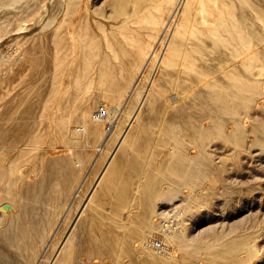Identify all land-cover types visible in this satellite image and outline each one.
I'll use <instances>...</instances> for the list:
<instances>
[{
    "label": "bare ground",
    "instance_id": "obj_1",
    "mask_svg": "<svg viewBox=\"0 0 264 264\" xmlns=\"http://www.w3.org/2000/svg\"><path fill=\"white\" fill-rule=\"evenodd\" d=\"M166 37L167 43L165 45V50H163L164 52L160 56L161 60L157 66L155 74L156 76H159L160 79L157 77H154L153 79L151 78L152 80H150L151 82L150 84L148 83V85L150 91L151 89L154 90L155 87H157L162 95L170 92L168 100L165 101L166 103L164 106L161 105V108H164V115H171V119H168L166 121L167 123H164L163 125L165 126L166 124V128L164 127V132H166V134L164 133V135L167 136V138L175 137L181 144L177 154L178 158L174 161L176 163H173L175 164L174 167L180 168L184 172L187 179L191 182L195 180L198 181L201 177H204L205 179V176L206 178H209L207 176L213 173L210 163L214 162L209 161L211 159L208 158V150L204 147L205 140L209 137H220L230 142L234 141L236 143L235 150L238 153L246 150L248 145L247 136L249 133L255 134V137L252 139L253 143H264V117L262 115L261 119L258 118V115L261 112L260 109L264 111V0H0V68L5 67L6 65H9L10 68V66L13 67L16 64L17 67H19L20 65L22 66L23 63H28L31 58L37 63V65L31 66L29 73H27L28 76L26 78L23 77L25 79L22 84L24 90H27V94H25V100H20L22 104L25 103L24 106L21 108L19 107L21 110H15L16 108L13 107L15 105L11 106L10 104L7 109L4 107L5 110L2 113L0 112V149L7 148L8 145L10 146V143L14 144L18 140L22 141L28 139L31 135L32 126L43 119V116L40 113L41 109H45L54 104H61L68 108L70 106L72 110H70L71 113L69 115H66V113L64 114L66 116L61 115L57 118V126L62 136L67 135L69 132L72 135H76L78 133H82V131L85 135L91 134L94 136L95 134H98L99 130L94 127L92 124L93 122L91 123L92 120L90 121L87 116L90 115L88 113L91 112L90 110L95 106V102L98 101L95 100L98 98L97 94L94 95L93 92V94L89 92L91 88H107L111 90L112 93L114 92L113 96H115V94H118V92L126 86L129 78L131 79L129 74L135 70L137 85L139 81H141L143 73H145L143 72V69L146 64L150 61L153 55L155 56L156 54V45L158 43H163ZM6 45L13 47V51L11 50V52H7L5 49ZM152 63L156 64V62ZM6 70H8V68H6ZM9 70L5 73L8 74ZM13 74L14 72L11 75ZM19 75H21L20 72ZM22 75L24 76V74ZM49 75L51 78H48ZM1 76L3 77V75ZM6 79H8V77H6ZM16 79L18 80L19 78L17 77ZM17 80H15V82ZM1 86L2 85L0 84V88ZM7 86L13 87L8 84ZM3 91L4 89L1 93ZM7 91H9V88ZM13 91L16 90L13 89ZM124 91L125 90H123L121 94ZM5 92L3 94H5ZM62 92L66 93V96H68L67 99L63 98L64 96L61 95ZM88 92L96 98L94 99L91 95H87ZM128 92L130 91H127V93ZM134 92H136V90ZM9 94L10 93H7L6 97ZM13 94L14 93H12V95ZM22 94H24V92ZM18 95L19 93L17 96ZM105 95L108 96L107 93ZM1 96L3 95L1 94ZM106 96L105 98H108ZM146 96L148 98L150 95ZM164 97H166V95ZM1 99H4L5 102V98ZM16 99L14 100L17 102ZM150 99L152 100L153 96ZM160 99H162V97H160ZM162 100H164V98ZM4 102H2V105ZM143 102L139 106V109L143 105ZM19 104L20 103H18V105ZM19 106H21V104ZM137 106L138 104L135 107ZM155 107L157 106L154 105L153 109L149 107L153 110V112L151 110L147 111H150V114L153 115L152 113L156 111L154 109ZM146 108L143 107L141 109L143 110ZM106 109L107 113L104 119H97L95 115L93 117L96 120L109 121L106 127L107 130H110L107 137L108 141L113 135L112 127L116 125V121L112 119V117L114 113H121V110L117 107L112 110L109 105H106ZM134 109L137 112L135 111L136 113L132 115L130 121L127 120L129 123L125 132L120 136L117 145L118 147L126 141V137L130 129L134 132L137 130V128L134 130L132 129L135 128L134 124L139 117L138 112L140 113V110H137L136 108ZM47 110H49V108ZM52 110H54V107ZM143 111L145 112V110ZM158 112L160 111H156L154 115ZM61 113L63 114V112ZM80 114L89 119L90 122L85 121L86 119L81 117L85 123L84 127L78 129L76 125H73V120L75 117H80ZM147 114L148 113L145 115ZM150 114L147 116L151 117ZM49 115L51 117L55 116L53 113ZM157 115L159 116V113ZM118 117L120 116L118 115ZM154 117H156V115ZM154 117L153 119L149 118L150 122L148 121L147 124L154 126V124H151ZM160 118L158 117V119ZM46 119L48 120V118ZM165 119H167V117ZM76 120L77 119H75L74 122ZM78 120L80 119L78 118ZM139 120L141 121V118ZM158 122L160 121L158 120ZM95 123L96 122H94V124ZM143 123H145V121ZM125 124L127 125V123H124V125ZM229 125H232V127ZM145 126L146 125H144L143 130ZM159 126L160 125H158V127ZM146 128H148V125ZM40 130H43V128L39 129V131ZM146 133H148V131ZM146 133L144 132L143 135L141 133V136L145 138L146 136L144 134ZM152 135L151 137L156 136L155 132L154 135ZM151 137L149 136L147 138ZM32 138L33 136L31 137V140ZM143 138L141 139V142L144 140ZM71 139L73 138L71 137ZM56 140L58 141V139ZM66 140H68V138ZM130 140L128 143L132 142ZM27 141L29 142V139ZM151 141H149V144ZM30 143H32V141H30ZM132 144H134V142ZM145 145L146 144H144V146ZM210 145L211 143L209 144V147ZM186 146L198 148V152L188 153L186 152ZM221 146L223 147V143ZM126 147H128V145ZM67 148V145L54 148L51 150V156L58 155L59 153L64 152L65 149L67 150ZM250 148L251 147H249V149ZM256 148L258 147H255V149ZM38 149H36V151ZM117 149L113 152V154L111 152L112 155L110 159H108L109 161L107 166L103 172H101V176L99 174L100 180L107 172L111 161L116 158L115 154L117 153ZM215 149L217 150V148ZM216 150L215 152L221 155L220 152H217ZM257 150L258 149H256V151ZM27 151H29V149ZM144 151H142L143 155ZM213 151L211 155H213ZM33 152H31L32 156ZM66 152H68V150ZM3 154L4 152L0 151V157L3 156ZM121 154H123V152H121ZM138 155L139 154H137V156ZM241 156L243 157V154ZM36 158H38V156ZM227 159L230 158H226L224 161H227ZM16 160L17 163L18 159ZM39 160L40 158L38 161ZM138 160L140 161V159ZM151 160L152 159H149L150 163ZM150 163L148 162L147 166ZM72 164L74 166V163ZM138 164L140 165V162ZM155 164L159 165V167L164 165L163 163H160L162 164L161 166L158 163ZM143 165L145 166V162ZM152 165H154V163ZM41 167L39 166V168ZM57 167L56 161L52 160L47 165V169L45 170L46 173L44 172L45 175H43L42 178L41 176L39 180L34 178L35 182L33 181L31 183H24V181L21 182L20 185L16 187V191L13 192V195L10 196L12 201H16L17 204L16 209L13 204H8L12 207L8 210L10 213L12 212L11 218L7 221L4 219L5 221L3 226L0 227V264H35L37 261H40L39 264H167L166 260L164 262V258L161 259L160 255H155V252L154 254L153 252L147 253L143 250L142 246H140L142 247L140 250L144 253V258L141 260L135 258L134 254L136 252V246L144 244V240H148V238H146L147 234L136 233L131 230L130 232H132V234H126L125 230H127L129 226L128 224V226H126V223H119V225L116 226L114 223L110 222L108 216L107 218L102 215L103 213L101 215L95 214L93 212L94 210H91L89 204H92L93 202L99 203L102 199L96 200L92 194L90 196L88 195L89 197L87 196L88 198L86 199L84 205L80 208L79 212L76 210L78 215L75 220L72 222V217L71 220L69 219L70 221L68 222H72V224L67 232L64 230V236L59 238L56 234L52 233V235H50L49 230H51L52 226H55L57 223L53 222L54 218L50 219L48 217L50 209L49 206L51 205L52 208L53 206L55 207L57 198H60L64 193H66L64 192L67 191L66 185H71L70 182H73L74 180L75 182L77 181L76 179L72 181L73 178L71 179L69 174V176L64 174L65 170L62 171ZM138 167L139 166L136 168ZM142 167L143 166H141V168ZM216 167H220L222 169L221 166ZM156 170H158V168H156ZM38 171L40 170H37V172ZM73 171L75 172V169ZM13 172L12 166L6 167L4 173L2 175L0 174V184L2 185L11 182L10 178ZM148 172L150 171L148 170ZM160 172L161 171L159 170V173ZM109 173L111 174L113 172ZM116 174H118V172ZM147 175L144 174L143 176ZM140 177H142L141 172ZM218 177L219 176H217V178ZM105 181L108 182V180ZM207 181H210V178L207 179ZM98 184L99 181L95 188H97ZM77 186L78 189L76 192L74 191L75 194L73 198L78 197L81 194V191H83V187H85L83 182ZM193 186L196 187L195 185ZM116 187L117 185L114 186V188ZM104 188L105 187L101 188L102 191ZM108 188L110 189V186ZM117 188L120 190L119 186ZM196 190L198 189L196 188ZM69 191L70 190H68V192ZM102 191L101 194L103 193ZM107 191L106 194L104 193L105 196L114 190L109 191L108 194ZM130 194L132 193L130 192ZM124 195L125 193L123 196ZM5 199L7 200L8 198L6 197ZM130 199L132 201V198ZM2 200L3 199L1 198L0 201ZM63 200L64 197L62 201ZM123 201L125 200L123 199ZM74 202L77 203L78 200ZM121 204L122 203L117 204L116 208L120 209ZM134 204L136 203L131 202L130 206L127 208V215L124 214L128 220L134 215V213H132ZM4 205L5 204L0 205V212L4 210ZM43 205L45 207H43ZM71 205L72 203L68 206L71 207ZM113 205L115 206L116 204ZM56 206L57 207L53 210L54 212L52 211L53 214L56 212L58 213V211L61 210H59V205ZM139 209H141V207H139ZM72 210L75 209L73 208ZM96 210H99V208ZM64 211H66V209ZM41 214H44V216L46 215V220L45 218L43 219V215L42 217L40 216ZM141 214L138 212V216L137 214L136 216H142ZM186 217L187 216H185V218ZM142 220L143 224L141 223L140 225L144 226H142L143 229L147 228L151 231L153 229L151 219L145 216ZM55 227H57V225ZM66 227L64 229H67ZM168 236L169 235H167V237ZM138 251L139 250H137V252ZM127 256L132 258L130 262H125V260H123V258ZM245 259L246 261L248 260L244 257V260ZM255 264H264V259Z\"/></svg>",
    "mask_w": 264,
    "mask_h": 264
},
{
    "label": "rangeland",
    "instance_id": "obj_2",
    "mask_svg": "<svg viewBox=\"0 0 264 264\" xmlns=\"http://www.w3.org/2000/svg\"><path fill=\"white\" fill-rule=\"evenodd\" d=\"M166 43H167V37L164 39L163 43H158L156 45V49H155L156 54H155V56L153 55V57L150 59V61L146 64L145 68L143 69V72H145V73H143L142 79H141V81H139L140 85H139V83L136 85L137 78H135L136 77V73H135L136 70H135V71H132L131 74H129V77H131V79L129 78V81L126 83V86H124V88L120 92H118V94H115V96H113L114 92L112 93V91L107 89V88H105V89H100V88H96V87L91 88V90L89 92H91V93L93 92L94 95L97 94V97L99 99L96 98L94 95H92L93 93L92 94L89 92L87 93V95H89V96L91 95L94 99L96 98L95 100H98L95 102V104H94L95 106L90 110L91 112L88 113L90 115H87L88 118L90 119V121L92 120L91 123L93 122L92 124L94 125V127H96L97 130H99L98 134H95L94 136L91 134L85 135V134H83V131H82V133H78L76 135H72L69 132L67 135L62 136V134L60 133L58 126H57V118L61 115L63 116L66 113H67L66 115H69L72 110H71L70 106L68 108V107L63 106L61 104L60 105L54 104V105L48 106L45 109H41L40 113L42 114L43 119L40 122H38L39 124L37 123V124H34L35 126L34 125L32 126L31 135L33 136L34 139L32 138V140H31L32 136L30 135L28 138L29 142L27 141L28 139L22 140V141L18 140L17 142H15L16 144L10 143V146L8 145L9 149H8V147L4 148V149H0V151L4 152L3 156L0 157V172H1L0 174L2 175L4 173L6 167H8V166H12L13 171H14L13 174L11 175V178H10L11 182L7 183L8 185L7 184H2V185L0 184V192H1L0 193V199L1 198L3 199L2 201H0V205L5 204L4 210L0 212V227L3 226V223L5 220L7 221L8 219L11 218L12 212L10 213L8 210L11 209L12 207H11V205H8V204L9 203L13 204V206H15V209H16L17 202L14 200L12 201V198H10V196L13 195V192L16 191V187L18 185H20V183L23 181H24V183L25 182L31 183L33 181L35 182L34 178L35 179L37 178L36 180H39L40 176L42 178V176L45 175V173H46L45 170L47 169L46 168L47 165L49 164V162H51L53 160V161H56L58 169H60L62 171L68 170L69 172L64 171V174L66 176L69 174L70 176L69 175L68 176L71 179L73 178L72 181L74 179H76L78 182L77 181L75 182V180H74L73 182H70L71 185H66L67 191H64L66 193H64L63 196H61L60 198H57L55 203H56V205H59L58 206L59 210L61 209L60 211H58V213L56 212L53 214L54 208L57 207L56 205H55V207L53 206V208L51 205L49 206L50 209H49L48 217L50 219L54 218L53 222L57 223V224H55V226L57 225V227H55L52 224L54 227L52 226L51 230H49L50 235H52V233H53V234H56L57 237H59V238L64 236L65 232H67L70 229L69 227H71L72 222L77 217L80 208L84 205V203L86 202V199L92 194L96 200L102 199V200H100L101 202H99L100 205L98 202H96V203L93 202L92 204H89V206L91 207V210L92 211L94 210L93 212L95 214L101 215L103 213L102 215H104L106 217L108 216L109 218L108 217L107 218L110 220V222L114 223V225H116V226H118L119 223L120 224L126 223L125 224L126 226L129 225L127 230H125L126 234H130V233L132 234V232H130V230H131V231H135L136 233H143L145 235L147 234V236L149 235L148 237L146 236V238H148V240L145 238L146 240H144V242H143L144 244H141V245L139 244L138 246H136V252L134 254V257L137 258L138 260H141L144 258V253H142V251L140 250L142 247H143V250H145V252H147V253L153 252V254H154V252H155V255H158V256L160 255L161 259L164 258V262L166 260L167 264H255L258 261H261L262 259H264V143H255V142L253 143L252 139L255 137V134L249 133L247 136L248 145H247L246 150L245 151L243 150L241 153H238L235 150L236 143L234 141L230 142V141L225 140V139L220 138V137H209V138H207L205 140V146L204 147H206V149L208 150V153H209L208 158L211 159L209 161L210 162L214 161L213 163L212 162L210 163L211 164L210 167L212 168L213 173H211L210 175L207 176L210 178L211 182L207 181V179H209V178H206V176H205V179H204V177H201V179H198V181L200 183L197 180L191 182L190 180L187 179L184 172L180 168L174 167L175 164H173V163H176L174 161H176V159L178 158L177 154H178L179 147L181 146V144L178 141V139H176L175 137H173V138L168 137L167 138V136L164 135V133L166 134V132H164L165 128H166L165 127L166 124H165V126H163V125H164V123H167L166 121L168 119L169 120L171 119V115L170 114L164 115V113H165L164 108L163 107L161 108V105L164 106V104L166 103L165 101L168 100V95L170 94V92L165 93L166 97H164L165 95H162V93L159 92L157 87H155L154 90L151 89V91H150V88L148 85V83L150 84V82H151L150 80H152L154 77H157L158 79H160V77L156 76L155 74L157 71V66L159 65L160 60H161L160 56H161V54H163V52H164L163 50H165ZM5 49L7 50V52H11V50L13 51V47H11L10 45H6ZM159 50H160V54H159ZM12 58H14V57H12ZM152 62H156V64L152 63ZM32 65L35 66V65H37V63L31 58V59H29L28 63H25V64L23 63V65L22 66L20 65L19 67H17V64H16L14 66L12 65L13 67L10 66V68H9V65H6L7 67L5 66V67L0 68V76L3 75V77H5V78H3L2 76H1L2 78L0 77V81H1L0 84L2 85L1 88L4 87L3 88L4 91L2 93H1V91L3 89L0 88V96H1V94L4 96V97L3 96L0 97V102H1L0 103V112L1 113L5 109H7L10 106V104H11V106L15 105L13 107L16 108L15 110L18 109V111L21 110V109H19V107L21 108L22 106H24L25 103L22 104L20 102V100L21 99L25 100L24 97H25V94H27V90H24L22 83H23L24 79L28 76L27 73H29V70H30ZM15 66H16V68H15ZM23 66H24V70H23ZM155 66H156V68H155ZM6 68H8V70L10 69L9 73L12 74L14 72V74L11 75L9 73L8 74L5 73L6 71L8 72V70H6ZM17 68H18V70H17ZM25 69H27V70H25ZM18 71L20 72L21 75H19ZM23 71H25V72H23ZM150 71H152V72H150ZM22 74H24V76ZM9 75H10V78H9ZM144 76H146V77H144ZM6 77H8V79H6ZM17 77L19 78L18 80L16 79ZM23 77H25V78H23ZM49 77L51 78L50 75L48 76V78ZM143 78L144 79L146 78V79L144 80ZM15 80H17V81L15 82ZM7 81L8 82L10 81V82L8 83ZM146 81H149V82H146ZM4 83H5V85H4ZM6 83L8 85L13 86V87L7 86ZM16 85H18V86H16ZM21 85H22V87H21ZM6 86L9 88V91H7L8 88ZM5 88H7V89H5ZM10 88H13L16 91H13V89H10ZM123 90H125V91L121 94V92ZM135 90H136V92H134ZM127 91H130V92L127 93ZM137 91H138V93H137ZM152 91H153V93H152ZM4 92H5V94H3ZM23 92H24V94H22ZM105 92L107 93V95L109 93L110 94L108 96H106ZM7 93H10L9 94L10 96L7 95V97H6ZM12 93H14V94L12 95ZM18 93H19V95L17 96ZM148 93H150V94H148ZM67 94H69V93H67ZM61 95L64 96L63 98H65V99H67V97H68V96H66L65 92H62ZM104 95L108 98H105ZM146 95H150V96H148V98H147ZM133 96H134V98H133ZM152 96H153L152 100H154V101H152L150 99ZM110 97H111V99H110ZM139 97H140V99H139ZM160 97H162V99L164 98V100L160 99ZM1 98H5V102L7 104L4 102V99H1ZM14 99H16L17 102ZM13 100H14V102H13ZM23 100H21V101H23ZM158 100L160 101V103ZM107 101H109V102H107ZM2 102H4L5 104L3 103V105H2ZM142 102H143V105L141 106V108L147 107L146 109H143V110H145V112L141 108L139 109V106L141 105ZM18 103H20L21 106H19L20 104L18 105ZM136 103L138 104L137 107H135L137 105ZM6 105H8V106H6ZM103 105L105 107H106V105H109V107H111L112 110L116 109V107L121 110V113L120 112L114 113V115L112 117V119H114L116 121V125H114L112 127L113 135L111 136V138L108 141H107V137H108V132H110V130L108 129L109 130L108 131L106 127H107L109 121L96 120L93 117L95 115L94 113L96 112V110ZM154 105L157 106L154 109L156 111L161 112V114H160V112H158L159 116L157 115L158 113H156L155 114L156 117H154L155 116L154 113L156 112L155 110H154L155 112L152 113L153 115L150 114L151 113L150 111H147V110H151L153 112L152 109H153ZM148 106L151 107L152 109H150ZM4 107H5V109H4ZM50 107H51V110H50ZM53 107H54V110H52ZM1 108H3V109H1ZM48 108H49V110H47ZM134 108H136L137 110L138 109L140 110V113L138 112L139 117L137 118V121L134 124L135 128L132 129V130H134L137 128V130H135V132H134V131H131V129H130V131L127 134L128 138L126 137V141H124L118 147L117 145H118L120 136L127 129V126L129 123L128 121H130L132 115L137 112ZM59 109H60V111H59ZM64 110H65V112H64ZM42 111H44V112H42ZM45 111H47V112H45ZM260 111L261 112L258 115L259 119L262 118V115L264 117V111H262L261 109H260ZM59 112H60V114H59ZM61 112H63V114ZM46 113H48V114H46ZM51 113H53V115L55 114L56 118H55V116L51 117L49 115ZM141 113H143V114H141ZM144 113L145 114L148 113L147 114L148 116L150 114L152 118L148 117ZM117 114L120 117H118ZM66 115H64V116H66ZM79 116L80 117H75V118L72 116L74 118V120L77 119L75 122L73 120V123H74L73 125H76L78 127V129L84 127L85 122L81 119V117L83 119H86L85 121H87V122L89 121V119L84 117L82 114H80ZM153 117H154V120H152L151 124L152 125L154 124L155 128H154V126L147 124V122L148 121L150 122V119H153ZM158 117L159 118L161 117V118L158 119ZM166 117H167V119H165ZM46 118H48V120ZM78 118L80 120H78ZM140 118H141L142 122L139 120ZM158 120L160 122H158ZM46 121H49V122H46ZM81 121H83V122H81ZM144 121L146 124L143 123ZM94 122H96L97 124L96 123L94 124ZM154 122L157 124H155ZM42 123H44V124H42ZM124 123H127V125L126 124L124 125ZM51 124H53L54 127ZM134 125H133V127H134ZM144 125H146V126L143 130ZM147 125H148V128H146ZM149 125L151 128L149 127ZM158 125H160V126L158 127ZM229 126L232 127V125H229ZM33 127H35V128H33ZM152 127H153V129H152ZM248 127H249V125H248ZM42 128H43V130L39 131V129H42ZM157 128H158V130H157ZM140 129L142 130V132ZM151 129H152V131H151ZM153 130H154L156 136L151 137L152 134L154 135ZM147 131H148V133H146ZM102 132H103V134H102ZM144 132L146 133V134H144L146 136V137L144 136L145 138H143V136H141V133L143 135ZM47 133H48V135L49 134L50 135L48 136ZM100 133H101V135H100ZM136 134H137V136H136ZM99 135H100V137H99ZM134 135H135V137H134ZM148 135L152 139L147 138V137H149ZM71 137L77 141H74L73 139H71ZM80 137H81V139H80ZM41 138H42V140H41L42 142L40 141ZM67 138H68V140H66ZM142 138L145 140V141L143 140L144 142L143 141L141 142ZM216 138H218V139H216ZM50 139H52V140H50ZM56 139H58V141ZM79 139L82 143L79 141ZM130 139H132V140H130ZM129 140L132 142L128 143ZM148 140L149 141L152 140L154 142L151 141V143L149 144ZM168 140H170V141H168ZM30 141H32V143H30ZM217 141H220V142H217ZM133 142H134V144H132ZM103 143L106 145H104ZM139 143H140V145H139ZM152 143H153V145H152ZM210 143H211V145L209 147ZM222 143H223V147L221 146ZM126 144L128 145V147H126L127 146ZM144 144H146V145L144 146ZM13 145H16L17 147L13 146ZM40 145H41V147H40ZM66 145L68 146V148H67L68 152H66L67 150L65 149L64 152L59 153L60 155L58 154V155L51 156L52 155L51 154L52 149L58 148L61 146H66ZM148 145H149V147H148ZM157 145H159V146H157ZM167 145H169V146H167ZM25 146H26V148H25ZM155 146L157 147L158 150L156 149ZM117 147H118V149H117ZM124 147H125V149H124ZM136 147H137V150H136ZM249 147H251V148L249 149ZM255 147H258V148H256V149H258L257 151H256ZM129 148H131V149H129ZM213 148L214 149L217 148V150L216 149L215 150L217 152L219 151L221 155H219V153L217 154ZM260 148H261V150H260ZM28 149H29V151H27ZM36 149H38L39 152H38V150L36 151ZM116 149H117V153L115 154V157L117 159L114 157L116 160L113 159L111 161V163L109 164V167L107 169V172H106L107 174L105 173L100 180L99 177L102 174L101 172H103V170L107 166V163L109 161L108 159H110L111 155L113 154V152H115ZM119 149H122V150H119ZM127 149H129V150H127ZM138 149H140V150H138ZM172 149H173V151H175V150L176 151L173 152ZM195 149H197V150H195ZM209 149H211V150H209ZM146 150H149V151H146ZM250 150H252L255 155ZM127 151H128V154H127ZM138 151H141V152H138ZM142 151H144V155H143ZM212 151H213L214 156L211 155ZM5 152H6V154H5ZM17 152H18V154H17ZM31 152H33V156L31 155ZM111 152H112V154H111ZM121 152H123V154H121ZM186 152L196 153V152H198V148L186 146ZM66 154H68V155H66ZM71 154H73V155H71ZM108 154H110V155H108ZM137 154H139L138 155L139 157L137 156ZM140 154H142V155H140ZM173 154H174V156H173ZM240 154L241 155L243 154V157ZM40 155H41V157H40ZM64 155H66V156H64ZM69 155H71V156H69ZM176 155H177V157H176ZM37 156H38V158H36ZM171 156H172V158H171ZM225 157L230 158V159H227V161H224V160H226ZM249 157H252V158H249ZM39 158H40V160L38 161ZM164 158L166 161L164 160ZM16 159H18L17 163H16V161H17ZM59 159H60V161H59ZM138 159H140V161ZM149 159H152L151 163H150ZM154 159H155V161H154ZM44 160H46V161H44ZM71 162L74 163V166ZM78 162H79V164H78ZM139 162H140V165L138 164ZM144 162H145V166L143 165ZM148 162L150 163L149 164L150 166L149 165L147 166ZM153 163H154V165H152ZM155 163H158V164L163 163L164 165L160 164V166L162 165V167H159V165H157ZM214 163H216L217 165ZM4 164H6L7 166ZM119 164H120V166H119ZM122 164H124V165H122ZM38 165L40 167L42 166L41 167L42 169L39 168ZM156 165H157V167H156ZM215 165L221 166L222 169L220 167L217 168ZM137 166H139V167L136 168ZM141 166H143L144 169H143V167L141 168ZM146 166L149 168H147ZM223 166H224V168H223ZM228 166H230V167H228ZM121 167H123V168H121ZM156 168H158V170H156ZM74 169H75V172L73 171ZM162 169L164 172L162 171ZM1 170H3V171H1ZM37 170H40L41 172L40 171L37 172ZM148 170L152 173L148 172ZM159 170L162 173L161 172L159 173ZM114 171L115 172L117 171L118 174H116L117 172L115 173ZM109 172H113V173L110 174ZM140 172H141L142 177H140ZM155 173H156V175H155ZM38 174H39V176H38ZM99 174H100V176H99ZM144 174H146V175L149 174V175H147L148 176L147 177V176H143ZM34 175L38 176V177H35ZM107 175L108 176L110 175V176L108 177ZM111 175H112V177H111ZM154 175H155V177H154ZM15 176H17V177H15ZM114 176H115V178H114ZM118 176H120L122 179ZM217 176H219V177L217 178ZM231 176H232V178H231ZM80 177H82L83 179ZM117 177H118V179H117ZM211 177H213V178H211ZM145 178H146V180H145ZM79 179H80V181H79ZM97 180L99 181V184L97 185V188H95L96 184L98 183ZM105 180H108L109 184ZM82 182L85 186L82 189L83 191H81V194L78 197L73 198L75 192L78 189L77 185H80ZM102 182L104 184L106 182L107 186H106V184L104 185ZM111 182L113 184L114 183H116V184L113 185ZM117 183H119V184H117ZM122 184H124L125 186ZM101 185H103V186H101ZM116 185H117V187L118 186L120 187V190L117 187L114 188V186H116ZM191 185L192 186L197 185V186L196 187L193 186V190H192ZM109 186H110V189L108 188ZM103 187H105V188L102 191L101 188H103ZM106 187H107V189H106ZM180 187H181V189H180ZM253 187L255 190L253 189ZM196 188L198 190H196ZM200 188H202V189H200ZM205 188L209 192H207L205 190ZM157 189H159V190H157ZM68 190H70V191L68 192ZM100 190L103 192L102 194H101ZM111 190H114V191H112L113 193L112 192L109 193V191H111ZM116 190H117V194H116ZM106 191H107V194L109 193L107 196L104 195V193L106 194ZM155 191H156V193H155ZM89 192H90V194H89ZM130 192L133 195L130 194ZM205 192H207V193H205ZM124 193H125V195L123 196ZM115 194L117 197L115 196ZM1 196H3V197H1ZM206 196H210V197H206ZM6 197L8 198L7 200L5 199ZM63 197H64V200L62 201ZM139 197H141V198H139ZM130 198H132V201ZM123 199L125 201H123ZM129 199H130V201H129ZM137 199H139V200H137ZM148 199H150V200H148ZM69 200L72 202H70ZM76 200H78L77 203L74 202ZM131 202L136 203V204L133 205L134 208L132 210V213H134V215L128 220V219H126L125 215H127V213H126L128 210L127 208L130 206ZM71 203H72V205H71V207H69ZM119 203H122V204H121L120 209H117L116 206ZM113 204H116V205L114 206ZM41 205H42V203H41ZM171 205H173V206H171ZM43 207H45V206L43 205ZM139 207H141V209H139ZM149 207H151V208H149ZM190 207H192V208H190ZM73 208L75 210H72ZM98 208H99V210H96ZM105 208H107V209H105ZM65 209H66V211H64ZM101 210H102V212H101ZM69 211L72 213H70ZM138 212L140 214L142 212V214H141L142 216L137 217ZM136 214H137V216H136ZM190 214H192V215H190ZM42 215L44 216V214H41L40 216L42 217ZM117 215H118V217H117ZM45 216L43 217V219L45 218ZM145 216L147 218L149 217L153 223V229L151 231H149L147 228L143 229L144 226L140 225L141 223L143 224L142 219H144ZM185 216H187V217L185 218ZM71 217H72V220H71ZM120 217H123V218H120ZM176 218L179 220L180 223L178 222V220ZM69 219L72 222H68V221H70ZM45 220H46V218H45ZM64 222H65V224H64ZM187 223H189V224H187ZM171 224H172V227H171ZM66 225H67V227H66ZM167 225H170V226H167ZM183 225H185V226H183ZM65 227L67 229H64ZM129 227H131V228H129ZM139 229H141V230H139ZM64 230H65V232H64ZM169 231H171V232H169ZM151 232H152V234H151ZM167 235H169L170 237L169 236L167 237ZM151 240H162L164 243H166L170 247V253L169 254H161V253L156 252L154 249H152L148 245V243ZM171 242H173V243H171ZM140 246H142V247H140ZM137 250H139L141 252V254L139 251L137 252ZM148 250H151V251H148ZM204 251H205V255H204ZM238 253H240V254H238ZM244 257L248 259L247 260L248 262L246 261V259L244 260ZM130 258H129V256H127V257H124L123 260H125V262H130L132 260V258L131 259ZM241 259H243L244 261ZM240 260H241V262H240ZM171 262H173V263H171ZM238 262H240V263H238ZM39 263H40V261L35 262V264H39Z\"/></svg>",
    "mask_w": 264,
    "mask_h": 264
},
{
    "label": "built area",
    "instance_id": "obj_3",
    "mask_svg": "<svg viewBox=\"0 0 264 264\" xmlns=\"http://www.w3.org/2000/svg\"><path fill=\"white\" fill-rule=\"evenodd\" d=\"M106 113H107V109L103 105L99 107L94 114L97 119H104L106 116ZM148 245L158 253H161V254L170 253V247L166 243H164L162 240H151L148 243Z\"/></svg>",
    "mask_w": 264,
    "mask_h": 264
}]
</instances>
